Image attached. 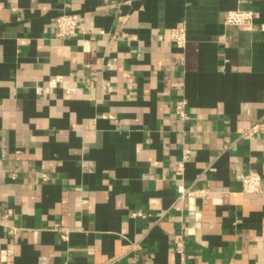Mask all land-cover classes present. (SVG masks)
Here are the masks:
<instances>
[{
	"label": "crops",
	"instance_id": "obj_1",
	"mask_svg": "<svg viewBox=\"0 0 264 264\" xmlns=\"http://www.w3.org/2000/svg\"><path fill=\"white\" fill-rule=\"evenodd\" d=\"M258 121L264 0H0V264H264Z\"/></svg>",
	"mask_w": 264,
	"mask_h": 264
},
{
	"label": "built area",
	"instance_id": "obj_2",
	"mask_svg": "<svg viewBox=\"0 0 264 264\" xmlns=\"http://www.w3.org/2000/svg\"><path fill=\"white\" fill-rule=\"evenodd\" d=\"M142 0H123V3L126 5L139 2ZM259 17V14L253 10H233L228 11L225 15V23L229 26H235L239 29L250 30L253 28L256 19ZM57 33L59 37L74 36L76 35L79 29L78 16L73 13H63L56 18ZM171 42L180 49H184L187 38H186V27L184 24H178L173 27L170 32ZM187 102L182 99L177 101L175 106V111L178 117L181 120H187L188 114L186 111ZM264 132V121H258L250 124L245 128L242 135L248 138H252L256 134ZM174 172L177 176H182L184 172V163H178ZM239 179L242 183L243 191L247 194L259 193L263 188V179L259 173L250 172L239 176ZM43 180H47V176L44 175ZM208 195V190L203 188H191L180 186L179 187V196L181 199L187 197H196V198H206ZM17 229H10V234H14ZM63 237L66 238L67 234L63 229ZM177 251L182 253L183 249L181 245H178Z\"/></svg>",
	"mask_w": 264,
	"mask_h": 264
}]
</instances>
